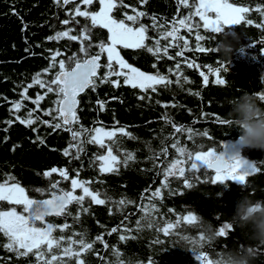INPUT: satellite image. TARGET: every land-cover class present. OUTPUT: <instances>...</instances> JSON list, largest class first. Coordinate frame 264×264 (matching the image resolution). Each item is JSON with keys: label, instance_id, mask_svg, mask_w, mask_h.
Listing matches in <instances>:
<instances>
[{"label": "trees", "instance_id": "obj_1", "mask_svg": "<svg viewBox=\"0 0 264 264\" xmlns=\"http://www.w3.org/2000/svg\"><path fill=\"white\" fill-rule=\"evenodd\" d=\"M229 2L248 7L250 11L245 14V21L240 25L230 26V31L236 32L239 40L234 43L232 54L227 58L218 51H197V33L187 29H180L177 34L189 41V49L184 50L183 57L176 55L177 51L183 50V40H177L178 47H170L167 56L162 51L172 42V38L162 39L161 34L171 31L174 21L194 12L193 0H189L188 7L178 5L177 0H146L144 3L141 0H123V4L130 7L118 6L113 11L117 19L123 18L125 12L133 14L132 8L146 14L139 21L148 27L149 39L145 43L155 51L154 40L160 39L161 51L153 54L146 48L125 49L120 46V54L136 68L151 74L159 72L172 83L157 85L155 92L151 89L145 92L125 85L123 78H120L119 87L97 81L95 90L89 88L80 94L77 107L79 122L73 126L76 130L82 125L89 130L96 127L113 130L123 128L128 133L123 135L117 132L114 141H106L111 144L120 163L117 171L101 173L95 158L106 154V148L88 143L89 134L85 132L81 137L84 143L80 158L75 159L74 148L70 150L71 155L65 156L64 150L75 143L71 133L63 128L54 130L41 122L53 119L45 115L44 111L54 107L53 101L57 97L54 93L44 96L46 89L33 83L37 73L49 68L53 52L60 51L62 55L57 60L66 61L73 54L82 55L79 53L78 41L47 38L67 28H72V34L77 35L79 28L90 22L77 18L79 24H61L64 19L71 20L67 13L74 9V4H57L55 0H0V182L8 176L14 177L15 182L20 183L30 197L42 198L35 189H46L56 180H61V188L70 190V179L64 181L58 174L49 178L43 176V172L52 167L66 168L70 178L76 177L79 172V179L91 181L90 189L99 192L100 198L106 200L105 204L97 205L86 197L82 206L71 204L66 215L48 217L47 220L56 226L53 236L57 239L63 236L64 243L60 248L54 246L51 253H47L45 246L42 249L46 253L44 260H51V256L56 255L58 259L53 264H78L79 260H83L84 264H199L196 253L186 248L184 241L179 239L183 235H198L197 229L182 221L183 215L193 211L218 228L229 222L235 203L243 194L264 199V150L250 148H243V155L256 162L259 172L247 178L245 192L239 183L232 180L212 185L207 182L212 173L205 169L200 173L186 172L191 188L184 185L183 178L173 176L166 181L167 187H162L165 169L174 159L180 158L172 147L173 143L179 141L178 147H186L193 152L199 150L194 148L186 131L176 132L173 125L185 130L192 129L194 134H198L196 145L220 150L225 139L239 136V130L231 125H219L214 114L225 119L227 98L239 96L241 90L252 93L264 91V0ZM98 8V3H95L89 10L96 11ZM153 17L156 18L157 27H153ZM247 20L253 23L249 25ZM192 23L200 24L199 34L205 37L200 46L215 48L220 36L203 30L198 17ZM175 26L179 27L178 23ZM213 35H216L215 39L210 38ZM107 36L105 29H92L93 42L106 41ZM89 51L95 53L97 50L92 48ZM168 56L173 59H168ZM189 62L200 67L189 68ZM106 63L105 55L101 64ZM177 64L180 65L179 72L176 70ZM217 67L221 68V77L226 80L224 86L216 85L214 76L207 71L208 68L214 70ZM169 68L173 70L171 73ZM56 71L58 67L52 68L41 78L48 81ZM201 71L209 75V84H203L199 74ZM104 72L102 67L100 75L103 76ZM177 76L180 77L178 83ZM30 83L32 87L27 91L30 99H23L22 107L17 112L12 105L21 101V93ZM37 94L44 96L38 109L32 103ZM140 96H144V99H139ZM98 100L104 102L103 109L98 105ZM260 103L264 106V103ZM32 110H35V124L29 126L16 119L17 116L27 119L28 112ZM204 131L212 139L203 137ZM165 147L166 153L162 151ZM128 153L134 159L125 164L123 161ZM225 185L228 187L225 188ZM157 188H160L161 195L149 199ZM79 191L76 190V195L81 194ZM218 192L222 196H217ZM121 200L125 203L119 204ZM9 207L12 205L0 202V209L7 210ZM17 210H20L18 206ZM177 217H181L180 226L175 234L165 237L158 225L167 222L175 224ZM138 220L141 221L139 225ZM65 223L70 227L61 231L60 227ZM113 228H117V232L111 233ZM97 236L103 239L96 241ZM120 236L125 239L121 240ZM70 237L76 241L83 238L93 247L82 250L79 245H73V251L81 254L67 256L60 249L68 247ZM7 242V238L0 233V264H38L34 254L18 258L14 252H9L3 247ZM252 243L240 228L234 227L230 236L218 238L212 243V249L206 246L203 250L213 258V249L219 253L224 248ZM255 264H264V245L258 247Z\"/></svg>", "mask_w": 264, "mask_h": 264}, {"label": "snow or ice", "instance_id": "obj_2", "mask_svg": "<svg viewBox=\"0 0 264 264\" xmlns=\"http://www.w3.org/2000/svg\"><path fill=\"white\" fill-rule=\"evenodd\" d=\"M63 5L74 4V9L68 11L70 19H64L61 21L63 25H69L73 22L79 24L77 18H84L90 23L83 25L79 28L77 35L72 34L73 29L67 28L66 30L56 32L54 36H50L49 40H59L62 38H68L80 43V49L78 54H73L68 57V61L64 59L57 60L62 53L55 51L51 55V63L48 69H45L43 73H37L33 77V83L38 84L41 88H45L46 92L54 93L57 97L53 101L54 107L45 110L44 114L53 117L52 120L41 121L43 124L55 129L63 128L71 133L74 144H70L65 150L64 155H71V149H76L75 159L80 158V153L83 151L84 141L81 137L85 132H88V143L96 144L100 148H106V154L96 156V160L99 162V171L101 173H112L117 171V166L120 163V159L113 153V148L110 143L106 141H114L117 132L123 135H128L125 129L118 128L114 130H106L102 127H96L94 129H84L80 126L79 130H76L73 126L78 124L79 118L77 116V106L79 104L78 96L86 89L91 88L95 90L97 87V81L100 83H111L115 87L120 86V78H123L125 85H130L133 88H139L142 91L151 89L156 91L157 85H169L172 83L167 76L161 75L159 72L155 74H148L141 71L139 68L129 64L124 57L120 54L119 47L122 46L125 49H142L146 48L149 53H157L160 49V39L154 40L155 51L153 47L146 45L148 27L139 23L140 18L146 14L142 11H137L132 8L133 14L128 12L123 13V18L117 19L113 15V11L118 6L130 7L123 4V0H55V3ZM146 0H141V3ZM98 3L99 8L96 11L89 10L90 6ZM178 5L182 4L188 7L189 0H177ZM194 12L185 16L178 21L173 22L171 31H166L161 34L162 39L172 38V42L165 46L162 51L167 56L168 49L170 47H178L177 40H183V50L177 51L178 57L184 56V50L189 49V41L184 37H179L177 34L180 29H187L189 32L196 31L195 40L197 41L196 50L203 53L207 51H217V45L215 48L209 49L201 47L200 42L205 40L203 35L199 34L200 24L192 23L195 17H198L199 22H202L203 30L216 34L223 35L230 32V26L240 25L245 21V14L250 11L248 7H240L235 3L229 2V0H193ZM83 7V10H82ZM259 11V9H257ZM153 27H157L153 17ZM249 25L253 23L252 20L246 21ZM178 23L179 27H176ZM138 25V26H137ZM102 28L107 30L108 36L105 40H97L93 42L92 29ZM163 28L164 25H159ZM216 35L210 37L215 39ZM87 42V43H85ZM95 48L97 51L92 53L89 49ZM51 51V50H50ZM106 55V64H101V59ZM168 59L173 57L168 56ZM186 59V58H185ZM189 68H199L200 66L193 63H188ZM53 74L52 79L45 81L41 77L43 74L48 73L52 68H57ZM105 69L103 76L100 75V69ZM155 67V64L153 65ZM180 65H176V70L179 72ZM169 73L173 70L169 68ZM207 71L214 76V83L218 86H224L226 80L221 77V68L217 67L214 70L208 68ZM200 76L203 79V84H209V75L205 74V71H201ZM116 77V79H112ZM180 77L177 76V83ZM32 87V84H28L21 93V101L14 102L12 108L15 111H19L22 107L23 99H30L27 97L28 88ZM198 95V93H196ZM260 102L264 103V91L255 93ZM44 96L37 94V97L32 100V103L36 104L37 109L39 103L44 99ZM139 99H144V96H140ZM101 109L104 108L103 101H97ZM173 107L175 105H172ZM168 107V105H164ZM35 110L28 112L27 119H21L16 117L20 123L26 125H32L37 122L33 118ZM53 113L56 115L53 116ZM214 119L219 125H230V122L221 118L218 114H214ZM54 121H58L55 122ZM11 123V122H9ZM176 132H187L188 139L193 142L194 148L199 150L190 151L186 147H178L179 141L173 143L172 147L177 151L179 159H174L171 164L164 171V181L162 187H167L166 181L170 176L176 178H183L184 185L188 188L192 187L189 183L186 172L200 173L202 169L210 170L212 175L209 181L212 185L224 184L227 180H232L240 185H246L247 178L254 173L259 172L256 162H249L241 157L237 150L232 146L222 144L221 149L217 150L216 147H205L204 145H196L194 134L192 129H183L173 125ZM36 131V129H33ZM202 136L208 139H212L207 131L202 133ZM43 143V141H40ZM162 151L167 152V148H163ZM134 156L131 153L126 154V158L123 161L125 164ZM53 174L67 181L70 179V190H66L60 187L61 180L51 182L46 189H35L42 198H33L28 195V191L21 186L20 183L15 182L14 177L8 176L4 181L0 182V202H6L8 205H12L7 210L0 209V233L7 238V243L3 245L9 252H14L16 256L26 257L29 254H34L38 264L43 261V264H53L58 259L56 255L51 256V260H44L46 255L44 247L46 246L47 253H51L54 246L60 248V245L64 243V237L59 239L53 236V232L56 230V226L47 220L50 216H64L67 214L68 207L76 203L77 205H83L85 198L91 199V202L97 205H103L106 203L105 199L100 198L101 194L90 189L89 185L91 181L79 179V172L76 173V177L70 178L68 169L52 167L50 170L43 172V176L46 178L51 177ZM81 190L80 195H76V190ZM161 195L160 188H157L155 192L151 193V197H159ZM142 200L144 197L141 198ZM119 204H124L125 201L121 200ZM17 206L20 210H17ZM86 211V209H85ZM78 218V217H77ZM144 218H147L146 216ZM219 219V217H216ZM198 219V215L193 211H188L186 215H183L182 221L187 225H193ZM141 221H137L139 225ZM181 224V217L176 218V223L167 222L162 226L158 225L160 231L165 237L175 234V230ZM70 227L65 223L60 227L63 231ZM233 225L229 222L223 223L218 227L219 238L230 236ZM123 231H131V229H123ZM198 231V230H197ZM117 232V228H113L111 233ZM109 233V235L111 234ZM74 235H79L74 233ZM96 241H101L102 236H97ZM120 239H125L124 236H120ZM182 241L191 240L193 243L192 251L196 253V259L199 264H212V258L210 254L205 251H199L196 245L197 237L183 235L179 237ZM199 247H209L212 249V243L205 242L203 237H199ZM160 241H157L159 243ZM68 247L61 248L60 250L67 256H79L81 253L73 251V245H79L82 250L91 249L92 243H86L83 238L79 241L73 240L71 237L67 241ZM226 249V248H224ZM198 253V254H197ZM218 253L213 249L211 256L215 257ZM62 258V257H60ZM78 264H84L83 260H79Z\"/></svg>", "mask_w": 264, "mask_h": 264}, {"label": "clouds", "instance_id": "obj_3", "mask_svg": "<svg viewBox=\"0 0 264 264\" xmlns=\"http://www.w3.org/2000/svg\"><path fill=\"white\" fill-rule=\"evenodd\" d=\"M238 40L239 35L234 31L221 35L217 41V51L225 58L230 57L234 43ZM226 103L228 111L225 119L232 127L238 128L239 136L236 143L240 148L264 150V106H261L257 95L241 90L239 96L227 98ZM241 186L245 192L244 185ZM227 187L225 185V188ZM217 196H222V193L218 192ZM229 223L240 228L247 239L254 243L226 248L212 258V264H255L258 247L264 245V199H254L243 194L235 203V209L229 216ZM191 226L198 230L195 245L198 252L204 251L199 247V237L210 243L219 238L218 228L203 217H198ZM184 243L187 245L186 248L192 249L191 240Z\"/></svg>", "mask_w": 264, "mask_h": 264}, {"label": "water", "instance_id": "obj_4", "mask_svg": "<svg viewBox=\"0 0 264 264\" xmlns=\"http://www.w3.org/2000/svg\"><path fill=\"white\" fill-rule=\"evenodd\" d=\"M80 94H79V96H80ZM79 96H78V100H79ZM78 106H79V104H78ZM237 139H238V137H236V138H227V139L224 140V142L226 144L232 146L235 150L239 151L240 155L242 156L243 155V149H241L240 146L236 143ZM220 150H222V149H220Z\"/></svg>", "mask_w": 264, "mask_h": 264}, {"label": "rangeland", "instance_id": "obj_5", "mask_svg": "<svg viewBox=\"0 0 264 264\" xmlns=\"http://www.w3.org/2000/svg\"><path fill=\"white\" fill-rule=\"evenodd\" d=\"M237 6H239V5H237ZM240 7H242V6H240ZM135 67V66H134ZM142 71V70H141ZM144 72V71H143ZM145 73H147V72H145ZM148 74H151V73H148ZM104 129H106V130H109V131H111V130H113V129H107V128H104ZM242 158H244V159H246V160H248L249 162H252L251 160H249V159H247L244 155H242L241 156ZM22 186V185H21ZM79 192H81V190L79 191ZM77 193V192H76ZM75 193V194H76ZM82 194V193H81ZM147 264H151V263H147Z\"/></svg>", "mask_w": 264, "mask_h": 264}]
</instances>
